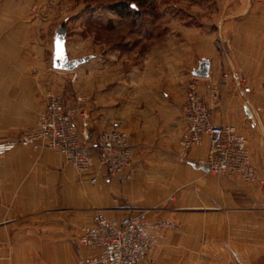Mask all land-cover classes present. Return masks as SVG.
I'll return each mask as SVG.
<instances>
[{
    "label": "crops",
    "instance_id": "0c3cea01",
    "mask_svg": "<svg viewBox=\"0 0 264 264\" xmlns=\"http://www.w3.org/2000/svg\"><path fill=\"white\" fill-rule=\"evenodd\" d=\"M36 3L0 0V139L34 128L46 91L57 87L54 37L47 61L37 33H9L11 23L37 13ZM214 4L224 6L215 33H172L176 41L147 57L143 69L134 66L122 75L113 63L112 77L94 81L91 71L104 68L100 56L84 64L89 143L111 129L127 132L135 147L129 170L109 180L98 167L91 184L57 152L19 147L0 153V264H86L96 253L79 240L95 213L124 223L135 210L149 212L145 231L157 239L141 264H264V184L202 170L197 163L209 153L208 137L189 161L178 159L187 128L184 88L195 80L215 125L250 135L264 183V141L258 136L264 132V0ZM204 59L209 77L196 78ZM243 78L244 92L237 88Z\"/></svg>",
    "mask_w": 264,
    "mask_h": 264
},
{
    "label": "rangeland",
    "instance_id": "374dc122",
    "mask_svg": "<svg viewBox=\"0 0 264 264\" xmlns=\"http://www.w3.org/2000/svg\"><path fill=\"white\" fill-rule=\"evenodd\" d=\"M36 2L34 8L37 9V13L35 15L30 13L22 22L11 23L14 27L9 30V33H37L40 45L42 49L44 48L43 52L46 53L43 55L44 59L49 61L50 51L47 54L46 49H50L56 29L63 21H66L67 50L70 58H81L89 55L93 56L94 59L91 60V63H94L97 62L95 58L100 56L99 61L104 65V68L99 73L97 69L91 71L94 81L98 77H112L113 63L120 64L122 75L127 74L129 68L134 66L143 69L147 57L157 56V54L159 56L164 48L170 47L176 41V34L172 33H215L214 28L221 19L220 10L224 8L221 4L215 5L214 0H36ZM75 71L57 72V87L56 89H48L46 97L47 101L50 96L59 97L67 110L73 113L74 119L79 117L81 129L78 126L77 129L87 138H84V141L93 146L96 142L94 144L89 143L90 136L87 131L84 132L80 118L82 112L87 113L84 111V65ZM242 80V85L237 86V88L244 92L247 83L246 79L243 78ZM96 84L97 82H94V86ZM187 85L184 88V96ZM94 92H96V87ZM87 114L89 115L90 127V114ZM255 121L256 125L261 124V121ZM25 133L0 139V142L20 138ZM99 134L94 136V138L96 137L95 141H97ZM244 136L249 143L250 135L249 137ZM258 136L264 141V132ZM21 148L29 149L35 153L44 151ZM91 152L95 158L99 159L101 156L99 150H92ZM181 152L180 147L178 154L180 161H182ZM189 158L190 155L188 161ZM253 166L258 176L254 162ZM98 167L105 172V169L97 164L96 169L92 172L94 174L92 176H95L97 180L96 171ZM78 175L85 177L79 173ZM258 184L264 183L262 181ZM142 211L145 212L146 222H148L149 212L146 210H135L131 216ZM158 227L161 229L163 225L159 224ZM152 237L155 239V245L139 264L144 262L156 248L157 239L155 236Z\"/></svg>",
    "mask_w": 264,
    "mask_h": 264
},
{
    "label": "built area",
    "instance_id": "2783aa9c",
    "mask_svg": "<svg viewBox=\"0 0 264 264\" xmlns=\"http://www.w3.org/2000/svg\"><path fill=\"white\" fill-rule=\"evenodd\" d=\"M262 90L264 95V83ZM185 100L187 128L180 140L181 160L188 161L192 149L208 137L209 153L205 160L197 163L198 166L207 168L213 175L261 183L247 138L236 127L215 125L212 109L200 96L195 80L188 83ZM74 118L59 97L50 96L36 126L20 138L1 141L0 153L17 147L58 152L80 175L89 176L93 184L97 182L92 176L97 164L105 169L108 179L116 178L132 167L135 147L126 132L119 129L102 132L97 136L96 144L90 146L78 131ZM80 118L84 132L88 131L89 115L82 112ZM92 150L101 152L99 159L92 155ZM146 225L144 211L130 216L124 223L109 220L97 212L92 223L82 228L79 240L81 246L96 253L86 264H139L155 245V239L145 232Z\"/></svg>",
    "mask_w": 264,
    "mask_h": 264
},
{
    "label": "water",
    "instance_id": "95a60500",
    "mask_svg": "<svg viewBox=\"0 0 264 264\" xmlns=\"http://www.w3.org/2000/svg\"><path fill=\"white\" fill-rule=\"evenodd\" d=\"M92 59L93 56L70 58L67 50V22L63 21L54 34L52 68L56 71L73 72ZM209 70L210 63L208 60L204 59L200 62L198 69L193 72V76L196 78H208ZM245 111L250 117L252 116L248 107H245ZM201 169L209 172L205 167H201Z\"/></svg>",
    "mask_w": 264,
    "mask_h": 264
}]
</instances>
